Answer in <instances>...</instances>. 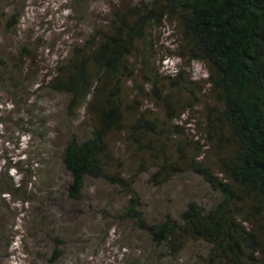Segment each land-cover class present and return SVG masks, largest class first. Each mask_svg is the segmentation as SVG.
Instances as JSON below:
<instances>
[{
    "label": "trees",
    "instance_id": "trees-1",
    "mask_svg": "<svg viewBox=\"0 0 264 264\" xmlns=\"http://www.w3.org/2000/svg\"><path fill=\"white\" fill-rule=\"evenodd\" d=\"M4 17L0 11V21ZM14 18L10 15L6 23ZM165 19L179 28L177 56L189 66L200 62L205 67L204 80L213 101L204 103L206 142L193 139L175 122L185 106L173 98L176 88L191 95V106L200 94L205 96L206 86L189 78V73L187 77L184 69L175 75L161 73L163 57L155 29ZM111 24L108 30L96 29L82 43H74L47 81L50 89L68 96L70 114L84 108L90 120L87 134L79 137L70 131L61 149L60 162L70 177L66 195L79 200L87 178L128 192V205L120 217L135 223L152 251L147 257L144 253L134 257L132 264L174 259L188 243L197 241L206 246L204 264H264V0H141L114 10ZM22 62L17 55L14 64L0 69V84H15ZM129 81L138 91L127 102ZM140 98L163 105V114L143 108ZM114 133H125L140 151L155 150L156 142L161 149L168 147L167 152L161 150V163L152 173L156 182L161 174L192 171L218 199L210 205L191 199L178 215L166 212L149 220L133 188L137 174L125 176L112 148ZM207 144L220 150L214 162L207 160ZM38 151L35 147L28 152L29 159L5 166L23 178L16 183L5 169L0 178L2 198L27 193L28 179L35 175L41 156Z\"/></svg>",
    "mask_w": 264,
    "mask_h": 264
},
{
    "label": "rangeland",
    "instance_id": "rangeland-1",
    "mask_svg": "<svg viewBox=\"0 0 264 264\" xmlns=\"http://www.w3.org/2000/svg\"><path fill=\"white\" fill-rule=\"evenodd\" d=\"M138 1L141 0H0V11L5 13L0 21V69L14 64L17 55L23 61L15 72V84H0V178L8 163L29 159L28 152L35 147L41 153L36 173L28 179L31 184L27 193L4 198L0 195V264H132L134 257L143 253L147 257L152 252L135 223L120 217L128 205L126 190L102 179L87 178L79 200L66 195L70 177L60 162L61 149L70 131L84 137L90 120L84 108L70 114L68 96L47 84L56 73L55 66L69 56L74 43H82L96 29L108 30L114 10ZM12 14L17 20L7 24L6 18ZM155 37L163 57L159 60L162 74L175 75L178 69H184L187 77L189 73V78L206 86L205 96L200 94L191 106L189 93L180 87L173 93V98L185 105L175 122L193 139L206 142L204 103L209 98L211 104L213 101L204 80L205 67L200 62L189 66L185 58L177 56L181 42L174 21L165 19L160 23ZM138 75L135 78L142 84ZM126 91L128 102L138 91L133 81L126 84ZM141 101L143 108L155 115L163 114L164 106L157 105L154 99L140 98ZM126 138L125 133H114L112 148L122 162L125 176L137 174L133 188L149 220L159 219L166 212L178 215L191 199L202 205L218 199L203 178L192 171L175 176L161 174L156 182L152 173L161 163V150L167 152L168 147L161 149L156 142L155 150L140 151ZM207 147V160L214 162L220 150ZM5 171L16 183L23 178L12 167ZM20 196L25 200L21 201ZM205 253L204 242H190L178 257L162 258L158 264H204Z\"/></svg>",
    "mask_w": 264,
    "mask_h": 264
}]
</instances>
